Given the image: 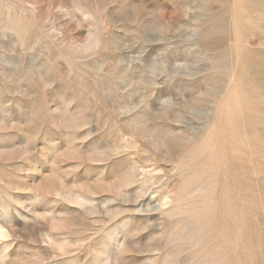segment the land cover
<instances>
[{
	"label": "rangeland",
	"instance_id": "obj_1",
	"mask_svg": "<svg viewBox=\"0 0 264 264\" xmlns=\"http://www.w3.org/2000/svg\"><path fill=\"white\" fill-rule=\"evenodd\" d=\"M223 1L0 0V264H264V150L214 170L264 0Z\"/></svg>",
	"mask_w": 264,
	"mask_h": 264
},
{
	"label": "bare ground",
	"instance_id": "obj_2",
	"mask_svg": "<svg viewBox=\"0 0 264 264\" xmlns=\"http://www.w3.org/2000/svg\"><path fill=\"white\" fill-rule=\"evenodd\" d=\"M223 2L225 3L228 1L226 0ZM231 12V8L225 5L222 8L221 15L228 17L231 15ZM240 15H236L233 19V23L235 22V25L233 24L232 27L235 39L234 46L232 50L228 49L226 53H228V55L233 54L234 57L236 56L237 61H240L251 74L253 80H244V85H253V88L264 93V50L253 47L249 48L242 44L243 40H245L244 36L246 37L249 35L240 29H235V26L238 27L240 25V28L242 25L241 21L237 19ZM221 29L227 30L226 27H221ZM258 40L260 44L264 45L263 39L258 38ZM221 41L222 39L218 40L217 43H220ZM215 127L224 133L223 135H220V141H218L219 146L224 148V152H222V164L217 167L214 166V170L216 171L221 184H225L228 181L227 185L233 186L236 190L234 192L241 195V193L245 191L244 160L241 157V153L243 152L246 140L253 144H259L258 148L254 147L256 152L262 153V150H264V107L257 106L256 114L254 116L242 112L241 110L240 112L231 115L226 114L216 122ZM228 146H230L233 153L227 152L226 147ZM217 155H219V153ZM259 180L263 185V178H260Z\"/></svg>",
	"mask_w": 264,
	"mask_h": 264
}]
</instances>
